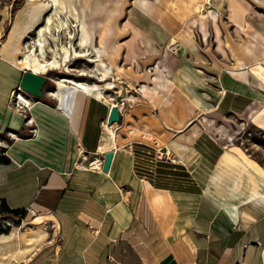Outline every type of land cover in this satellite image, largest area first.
I'll list each match as a JSON object with an SVG mask.
<instances>
[{"label":"crops","instance_id":"obj_1","mask_svg":"<svg viewBox=\"0 0 264 264\" xmlns=\"http://www.w3.org/2000/svg\"><path fill=\"white\" fill-rule=\"evenodd\" d=\"M138 7L152 13L149 4ZM207 14L216 19L219 12L212 8ZM261 37V29L253 31L245 46L258 56L221 74L224 92L217 107L231 110L252 102L247 115L264 128V45H257ZM183 39L193 51L198 49L192 35ZM128 40H135L136 46H159L164 35L155 27L137 25L126 45ZM172 43L159 47L165 52V68ZM164 75L166 87L156 85V91L145 96L161 94L169 100L165 93L175 83ZM20 80L11 89L13 104L7 105L9 93L0 90V129L13 130L9 140L0 139L9 157L0 162V199L26 213L0 211L21 222L14 236L12 229L0 233V264H264V167L203 136L213 119L200 133L193 126L178 130L174 141L182 151L143 139L113 148L112 131L105 128L107 139L102 124L111 102L74 85L65 90L73 95L71 104L48 90V98L37 100L19 90ZM17 94L29 103L20 100L16 105ZM112 126L116 138L117 127ZM141 134L151 135L138 130ZM99 145L105 153L115 151L108 172L87 165L92 154L104 153ZM31 213L35 215L28 219ZM31 223L52 224L55 231L40 228L26 240L22 234Z\"/></svg>","mask_w":264,"mask_h":264},{"label":"rangeland","instance_id":"obj_2","mask_svg":"<svg viewBox=\"0 0 264 264\" xmlns=\"http://www.w3.org/2000/svg\"><path fill=\"white\" fill-rule=\"evenodd\" d=\"M257 1L75 0L77 14H71L70 8L64 11L59 9L56 5L59 0H42L41 3L47 7L39 22L23 39V48L42 62L62 61L59 69L38 71L47 75L46 92L72 90L74 84L69 82L72 80L104 89L105 99L109 102L111 98H134L135 101H128L125 115L122 114L121 120L115 122L118 128H114L117 132L116 143L120 146L136 139L156 140L159 148L172 144L182 151L174 141V137L181 133L178 130L186 132L193 126L200 133L204 125L213 119L212 126L204 127L203 136L218 141L226 152L238 151L264 167V128L247 115L248 105L252 102L231 110L217 107L224 92L221 74L231 69L233 64L252 61L259 54L257 50L248 53L245 49L250 45L253 31L261 29L264 32V6L260 4H264V0ZM143 3L151 5V14L141 12L138 6ZM212 8L219 12L216 19L204 15ZM39 11V8H32L30 0H0V90L9 93L7 105L13 104L11 89L19 83L23 71L31 69L9 66V49L13 47L15 32L23 31ZM200 19H203V23H200ZM83 21L91 43L83 40ZM137 25L157 28L163 33L164 40L157 43L159 46L151 43L147 46L140 42L136 46L135 40H128L126 45L125 39L129 38L130 31L135 30ZM206 31L207 37L204 36ZM189 35L198 43L196 51L183 39ZM170 42L173 43L165 55V68L162 66L165 52H160L159 47L168 46ZM257 45H264V37L258 39ZM153 46L156 48L153 49ZM94 48L105 49L108 55L99 58ZM103 62L112 69L106 70ZM163 70L175 83L165 93L169 100L161 94L145 96L150 92H145L142 86L153 89L157 84L155 76L163 73ZM45 96L39 99L48 98ZM139 98L142 102H139ZM50 100L57 105L55 99ZM206 102L210 105H206ZM189 106L195 110L191 111ZM188 119V124L183 123ZM138 130L151 135H138ZM11 131L1 128L0 139L4 142L9 140ZM133 131L135 133L132 134ZM104 135L109 138L106 131ZM3 147L0 145V155L6 154ZM161 151L163 149L159 151L160 154ZM99 156L100 153L92 154L87 163L89 168L98 170L91 167L90 162ZM34 215L29 214L28 219ZM17 223L21 222L0 213V226L13 225L9 233L20 226ZM40 228H46L51 234L55 231L52 224L31 223L26 227L28 231L22 234L23 238L27 240L30 237L27 235L36 234ZM46 254L51 255V252Z\"/></svg>","mask_w":264,"mask_h":264},{"label":"bare ground","instance_id":"obj_3","mask_svg":"<svg viewBox=\"0 0 264 264\" xmlns=\"http://www.w3.org/2000/svg\"><path fill=\"white\" fill-rule=\"evenodd\" d=\"M42 0H30L31 2V6L33 9H37L39 8L40 11L37 15H35L32 18V21H30V23L26 26H24V30L21 32H15V40H13L12 42V49H9V60L16 66L19 68H23V67H29L31 69H33L34 71L38 72V71H49L52 69H59L62 66V61L60 60H56L53 63H45L42 62V60L39 59V57L37 58L36 55L34 54H30L27 51H24V44H23V39L27 36V34L35 27V25L39 22L43 11L46 9V5H43L41 3ZM59 6V9L61 11H64L66 9H69L71 14H77V8H76V4H75V0H59V4H56ZM83 40L86 43H91V39H90V34L89 31L87 29L86 23L85 21H83ZM27 45V44H26ZM28 46V45H27ZM94 51L96 52L97 56L99 58H103L104 55H108V53L105 51V49H101V48H94ZM158 52V51H157ZM102 65L106 68V70H110L112 69L110 65H108V63L103 62ZM161 66V65H160ZM244 68V67H241ZM162 70V69H161ZM155 80L157 82V86L159 85L160 87H166V83L168 82L167 77L164 75L163 73L157 74L155 76ZM59 82L65 83L67 82V80H59ZM70 83H73L76 87L83 89L84 91H86L87 93L93 94L96 97L100 98V99H104L105 98V94L104 92L99 89L97 86H91L87 83L84 82H74L72 80H69ZM143 90L145 92H151V91H156V88L153 87V89H149L147 85H143L142 86ZM62 91V90H61ZM53 97H55L56 99L62 101L65 104H71L72 100H73V95L70 92L64 91L63 92H51L50 93ZM17 100H16V105H19V101L22 100L26 103H29L23 96H21L20 94H18L16 96ZM133 100L134 98L131 97ZM138 99V98H137ZM111 103L112 105H114L116 103V99L115 98H111ZM135 101V100H134ZM59 102V101H58ZM60 103V102H59ZM27 107H29V105H26ZM113 124H116L115 122ZM108 123V120L103 121V127L104 129L106 128L107 130L109 129L110 135H112V143H113V148L117 147L116 144V138L115 135L113 133L112 130V125ZM105 129V131H106ZM107 132V131H106ZM98 151L99 152H104L105 150H103V148L101 147V145H99L98 147ZM106 154V153H105ZM91 165L94 167H99V162L98 159L97 160H91ZM163 202L165 204H168V201L166 199V197H163ZM19 231V230H18ZM15 231H13L10 234V237L14 236Z\"/></svg>","mask_w":264,"mask_h":264},{"label":"water","instance_id":"obj_4","mask_svg":"<svg viewBox=\"0 0 264 264\" xmlns=\"http://www.w3.org/2000/svg\"><path fill=\"white\" fill-rule=\"evenodd\" d=\"M47 82V75L36 72L31 69H25L20 80L19 90L24 91L32 96L37 97V100H40L44 94V86ZM122 118V115L119 111V108L116 105L111 106L110 114L108 117V123L113 124L114 122H119ZM115 151L110 149L105 154V160L103 165V170L108 172L111 168L113 156Z\"/></svg>","mask_w":264,"mask_h":264},{"label":"trees","instance_id":"obj_5","mask_svg":"<svg viewBox=\"0 0 264 264\" xmlns=\"http://www.w3.org/2000/svg\"><path fill=\"white\" fill-rule=\"evenodd\" d=\"M3 150H6V147H3ZM7 161H9V157L7 156V154L0 155V162H7ZM0 211L2 213H8V212L19 213V214L21 213L22 216L25 215L26 213L24 209L10 208V206L7 204L5 199H0ZM10 228H11L10 224H8L5 227L0 226V233L8 232Z\"/></svg>","mask_w":264,"mask_h":264},{"label":"built area","instance_id":"obj_6","mask_svg":"<svg viewBox=\"0 0 264 264\" xmlns=\"http://www.w3.org/2000/svg\"><path fill=\"white\" fill-rule=\"evenodd\" d=\"M128 101H133V100H129L128 98H121V99L117 100L116 103L114 104V105H116L119 108V111H120L121 115L125 113V111L127 109ZM102 124H103V121H102ZM97 159H98V162H99V167H97V169L101 170V169H103V165H104L105 153L100 154L99 157H96L93 160H97ZM90 166L94 167V166L91 165V162H90Z\"/></svg>","mask_w":264,"mask_h":264}]
</instances>
